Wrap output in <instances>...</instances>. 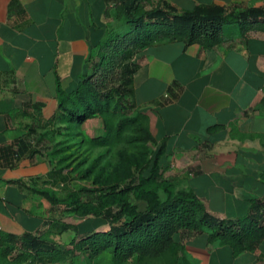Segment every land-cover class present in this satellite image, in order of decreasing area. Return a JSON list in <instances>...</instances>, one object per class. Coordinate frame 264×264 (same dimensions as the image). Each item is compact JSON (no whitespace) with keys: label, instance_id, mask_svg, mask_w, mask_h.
Here are the masks:
<instances>
[{"label":"crops","instance_id":"0c3cea01","mask_svg":"<svg viewBox=\"0 0 264 264\" xmlns=\"http://www.w3.org/2000/svg\"><path fill=\"white\" fill-rule=\"evenodd\" d=\"M178 12L196 6L262 7L264 0H164ZM114 0H0V230L22 236L50 231L54 154L47 124L63 119L57 79L71 93L91 72V57L117 19ZM211 49L154 42L133 58L129 104L164 152L160 166L192 190L214 217L238 219L264 204V32L223 33ZM45 126L44 128H41ZM75 145L81 134L67 131ZM72 139H70V142ZM49 151V149L47 150ZM72 230L60 236L71 238ZM192 264H260L255 252L234 257L207 232L177 235Z\"/></svg>","mask_w":264,"mask_h":264},{"label":"trees","instance_id":"16d2710c","mask_svg":"<svg viewBox=\"0 0 264 264\" xmlns=\"http://www.w3.org/2000/svg\"><path fill=\"white\" fill-rule=\"evenodd\" d=\"M151 1L114 0L115 7L107 11V16L113 15L125 23L127 30L113 32L108 41L99 45L91 57V72L82 77L75 91L67 93L57 79L58 109L63 119L82 124L96 115L119 113L127 105L132 108L128 96L136 70L133 58L154 42L180 41L186 47L199 44L211 49L223 42L227 27H238L243 37L254 31L264 32V6L199 5L193 10L178 12L166 1L159 0L147 10L145 4ZM103 125L106 130L110 128L106 119ZM131 127L136 131L134 140L156 144L140 113L122 115L114 127V134L120 138ZM91 142L101 145L106 138L99 136ZM163 152V148L156 152L150 177L143 183L100 190L88 201L69 195L77 217L94 216L106 221L109 229L92 230L80 237L79 226L61 224L56 230L59 224L50 223V233L62 234L69 230L75 233L69 244L50 241L43 235L25 233L18 236L0 230V264H24L29 258L57 263L79 252H88L92 257L108 252L116 264L131 258H161L167 253L177 259L184 252L177 238L182 230L206 231L209 244L219 242L229 246L234 257L255 252L264 242V204L254 201L253 213L242 218L221 220L214 217L192 190L174 192L171 183H157ZM51 176H54L52 172ZM160 188L167 194L164 200L158 194ZM35 192L53 205L59 203L50 189ZM140 204L144 206L142 209Z\"/></svg>","mask_w":264,"mask_h":264},{"label":"rangeland","instance_id":"374dc122","mask_svg":"<svg viewBox=\"0 0 264 264\" xmlns=\"http://www.w3.org/2000/svg\"><path fill=\"white\" fill-rule=\"evenodd\" d=\"M159 0H152L145 4L147 10L158 4ZM115 33H123L127 30L125 23L117 20ZM238 30V27H227L224 33ZM264 110V105L261 107ZM133 116L135 113L127 105L119 113H104L101 116L87 120L82 124H77L65 119H55L47 124L48 135V154H54L55 167L51 180L50 190L59 199L58 204L49 202L48 223H56L60 229L61 224H71L79 226L83 237L92 230L99 231L109 229V224L94 216L85 218L77 217L72 210L73 205L69 195H75L82 201L93 200L100 190L111 187L125 188L129 185H138L150 177L152 162L157 152L156 144L151 142L136 141L134 137L136 131L133 127L127 129L120 138L114 134V127L122 115ZM108 120L110 128L106 130L103 120ZM45 126L41 127L44 128ZM78 131L81 136V144H73L77 137H70L67 131ZM103 136L106 142L97 145L91 142L93 138ZM74 138V139H73ZM70 139L72 141L70 142ZM166 169L161 168L157 183L167 181L173 185L174 192L185 190L182 183L175 180L171 175L168 176ZM158 194L162 200L166 199L167 194L160 188ZM133 202L135 199L131 196ZM144 206L140 204L142 209ZM51 229V228H50ZM45 238L56 243L69 244L71 238L60 236L58 233L47 232L43 234ZM74 236L72 232L71 237ZM184 252L177 259L170 253L161 258H146L138 260L131 258L122 264H192L189 262ZM24 264H116L111 253H103L100 256L92 257L88 252H79L73 257L57 263H42L29 258ZM264 264V260L262 263Z\"/></svg>","mask_w":264,"mask_h":264}]
</instances>
